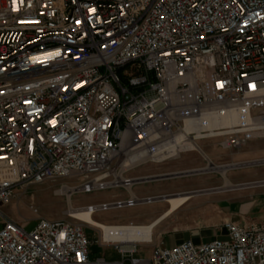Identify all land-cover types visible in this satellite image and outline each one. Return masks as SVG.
<instances>
[{"label":"built area","instance_id":"1","mask_svg":"<svg viewBox=\"0 0 264 264\" xmlns=\"http://www.w3.org/2000/svg\"><path fill=\"white\" fill-rule=\"evenodd\" d=\"M263 136L264 0H0V264H264L263 224L227 220L150 257L108 241L110 261L77 218L3 213L47 180H81L72 194L130 185L125 160Z\"/></svg>","mask_w":264,"mask_h":264},{"label":"rangeland","instance_id":"2","mask_svg":"<svg viewBox=\"0 0 264 264\" xmlns=\"http://www.w3.org/2000/svg\"><path fill=\"white\" fill-rule=\"evenodd\" d=\"M203 145L207 151L201 146L203 150L218 165H221L219 168H206L204 171L200 172L199 168L207 166L208 161L195 152H188L183 155V161L192 163L190 165H184L185 168L187 167L185 170L195 169L198 170L199 173L163 180L140 182L135 187L136 191H138L139 186L146 189L152 186L149 192L171 190L180 187L176 191H167L157 195H140L137 196V198L130 197L129 192L125 190L123 186H119L117 188L123 189L112 187L110 189L92 192H75L71 195V203L75 208H82L83 206L75 205H86L92 202L102 201L92 206L95 209H103V211L97 210L95 214L96 219L107 222L104 220L128 221L130 218V221L140 222L137 220H139L141 217L152 215L153 211L151 207L155 206L153 204L148 205L145 203L161 199V195L167 194L168 196H175L177 193H180L184 190H189L191 193L195 194V192H200L202 189H207L204 191L207 192L211 191L210 188L214 187L225 189L240 185H249L250 187H247L243 190H245V192L252 193L256 192V190H259L258 188L260 187L256 186L264 183L262 179L257 177L264 170V138L254 140L248 146L243 147V145V148L240 147L236 150H231L230 152L222 150L215 140L206 141V143ZM209 152L213 155L222 156V158L216 159ZM179 161L180 158H175L162 163L145 164L139 168H133L134 170L131 169L132 171L130 174H135V170L141 169L147 171V173L150 174L168 172V170L178 167V165H180ZM220 167L228 169L227 175L231 181V186H227L225 184V179L220 172ZM135 181H139V179ZM79 183H81V180L76 178H56L53 180H47L41 184L31 185L27 187L21 194H19L12 201V203L4 206L3 213L5 216H8L16 221L28 223V227H31L39 216H45L49 218H65L74 221L76 219L69 216L67 212L69 205L67 195L57 194L56 192L65 185L72 186ZM114 192L115 194H113ZM207 196L208 195L206 193L196 196L190 202L189 206L206 200ZM35 209L37 210L35 211ZM179 223L180 222L176 215L169 217L168 220L165 221V223H163V225L158 229V231L155 232L154 236H156L157 232L159 233V230H170L171 232V230L179 227ZM86 227L90 232L92 239H98L99 242L104 243L103 246L105 249H107L105 251L106 259L110 261H116L122 258L119 251L112 249V242L103 240L102 232L99 228L96 229L95 227H92L88 224H86ZM179 241L180 240H178V238L174 237V239L167 245H175ZM154 245H156L154 244V241L152 243L141 244L139 246V253H137V255L150 257L151 249ZM95 248H97L98 254H101V252L104 251L101 247H96V245L93 246V250Z\"/></svg>","mask_w":264,"mask_h":264},{"label":"crops","instance_id":"3","mask_svg":"<svg viewBox=\"0 0 264 264\" xmlns=\"http://www.w3.org/2000/svg\"><path fill=\"white\" fill-rule=\"evenodd\" d=\"M260 138H264V136L251 138L243 147L248 146L252 141L260 139ZM212 140H215L218 143L217 139H205V140H201L199 142V144H200V146H202L204 148L203 144L206 143V141H212ZM218 145H219V143H218ZM219 147L224 151H228V152L231 151L229 149L223 148L220 145H219ZM203 148H202V150H203ZM234 150H236V149H234ZM188 152H195V153L199 154L200 156L204 157L207 161H208V158L213 160L205 151L203 153L198 152V151H187V152L182 153L178 157V158H180V161H179L180 165H178V167L173 168L172 170H168V172L159 173V174H150V173H147V171H144L143 169H141V170H135L134 171L135 174H130V172L132 170H129L128 172H126V175H129V177L134 178L135 180H138V179L140 180V181L134 182V184L132 185V190L134 191V193L136 195L135 197L140 196V195H143V196L157 195V194H162L163 192H167V191L178 190L180 187H178L176 189H171V190H164V191L160 190L158 192H149V190H150V188H152V186H150L147 189L139 186L138 191H136L135 187L140 182L163 180V179H169V178H174V177H180V176H184V175H170V174H176L178 172H187L189 170H195V169L185 170L187 167L185 168L184 165H190L192 163V162L188 163V162L183 161V155L185 153H188ZM204 154L207 156H205ZM210 154H212V153H210ZM213 157L216 159L222 158V156H219V155H213ZM149 163H155V162H149ZM149 163H146V164H149ZM159 163H162V162H159ZM143 165H145V164L139 165V166L135 167L134 169L139 168ZM219 166H221V165H219ZM219 166H218V168H219ZM197 167H199V166H197ZM220 168H221L220 172L222 175H223L222 169L226 170L225 176L229 180V177L227 175L228 169L222 168V167H220ZM192 174H197V173H192ZM185 175H189V174H185ZM225 176L223 175L224 179H225ZM257 177L262 179L264 182V170ZM229 182H230V184H227L225 181V184L227 186H231V181L229 180ZM247 187H250V186L249 185H240V186H235V187H230V188H225V189L220 188V187H214V188H210L211 191L204 192L207 189H202L201 191L199 190L200 192H195V194L192 193L193 197L185 205H183L180 209L176 210L173 214H171L169 216V217L174 216V215L177 216V218L180 222L179 227L171 230V232H170V230H159V233L157 232L156 236H154V238L152 239V242L154 241V244H166L167 245L169 242H171L174 239V237L178 238V240H180L179 242H181L184 239H192L195 242L196 241L197 242H203V241L209 240L211 238H214L215 236L221 235L223 233V228H222L223 223L227 220L236 221V222L241 223V224L257 223V224H263L264 225V183L260 184L259 186H256V187H260V188H258L259 190H256V192H252V193H250V192L248 193V192H245V190H243ZM123 188L126 190L125 187H123ZM123 188H117V189H123ZM108 189H110V188H108ZM104 190H106V189H104ZM189 192H191V191L184 190L180 193H177V195L185 194V193H189ZM205 193L208 195L206 200L189 206L190 202L196 196L202 195ZM113 194H115V192ZM129 194H130V192H129ZM161 196H162L161 199H158L156 201H152L149 203H145L148 205L153 204L156 207L155 206L151 207V209L153 211L152 215L146 216V217H141L139 220H137L140 222H136V223L151 221L153 218H156L157 216L161 215L163 212H165L166 210L169 209L170 204L166 200V197H170V196H168L167 194L161 195ZM130 197H132L131 194H130ZM71 198H72V196H71ZM103 201H105V200H103ZM99 202H102V201H96V202H92V203H89L86 205H75V206H83L84 207V206L94 205V204L99 203ZM142 205H144V204H142ZM99 211H101V209H99ZM168 218H166L159 225V227L156 229V231H158V229L163 225V223H165V221L168 220ZM142 220H145V221H142ZM104 221L111 222V223L133 222V221H130V218L128 219V221H108V220H104ZM154 235H155V233H154ZM94 245H96V247H98V248L101 247L104 251H102L101 254H98L97 248H95L93 250ZM94 245L92 246V256L93 257H99V256H105L106 257L105 251L107 249L104 248V246H103L104 243L103 242H95ZM112 249H114V248H112Z\"/></svg>","mask_w":264,"mask_h":264},{"label":"bare ground","instance_id":"4","mask_svg":"<svg viewBox=\"0 0 264 264\" xmlns=\"http://www.w3.org/2000/svg\"><path fill=\"white\" fill-rule=\"evenodd\" d=\"M224 120L228 119V115L223 116ZM202 149V148H201ZM199 152V151H198ZM202 152H204L202 150ZM205 155V154H204ZM207 156V155H205ZM129 162L125 160V163L122 165V170L119 173V180L124 181L125 178H128L129 175H126L125 172H128L130 168H128ZM213 160L208 158V164L206 167H202L199 169L200 172L204 171L206 168H214L218 167ZM226 170L222 169V173L225 176ZM148 177V176H147ZM131 178V177H130ZM143 178V177H142ZM134 179V178H133ZM137 179V178H136ZM225 181L227 184H230L228 178L225 176ZM142 180V179H141ZM140 181V180H139ZM136 182V181H134ZM125 185L124 183L121 186H124L126 190L130 192L132 197H135V193L132 190V185ZM114 187V186H112ZM72 189L69 185L63 186L61 189L57 190V194H66L68 197V214L74 218H77L86 224L99 228L102 232V236L104 241H119L124 243L125 245H131L132 243H148L151 242L154 238V233L159 225L168 218L171 214H173L176 210L180 209L183 205H185L192 197L193 194L191 192L185 194H179L175 196L166 197V200L169 202L170 207L168 210L163 212L161 215L153 218L151 221L136 223V222H128V223H107L95 218V214L97 210L90 205L88 207L75 208L71 203V195ZM138 198V197H137ZM165 198V197H164ZM133 200V199H132ZM133 204V203H132ZM106 205V204H105ZM103 209H101L102 211Z\"/></svg>","mask_w":264,"mask_h":264},{"label":"water","instance_id":"5","mask_svg":"<svg viewBox=\"0 0 264 264\" xmlns=\"http://www.w3.org/2000/svg\"><path fill=\"white\" fill-rule=\"evenodd\" d=\"M198 170H189L187 172H178L176 174H170V175H185V174H192V173H198Z\"/></svg>","mask_w":264,"mask_h":264}]
</instances>
